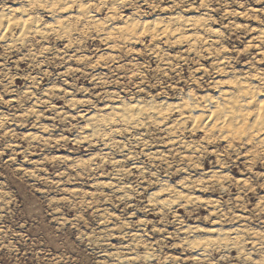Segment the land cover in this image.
I'll use <instances>...</instances> for the list:
<instances>
[{"label":"rangeland","instance_id":"obj_1","mask_svg":"<svg viewBox=\"0 0 264 264\" xmlns=\"http://www.w3.org/2000/svg\"><path fill=\"white\" fill-rule=\"evenodd\" d=\"M20 2L0 0V6ZM114 5L121 16L157 18L160 26L174 14L204 26L181 36L172 29L156 38L141 32L131 43L107 47L104 33L79 32L74 21L71 33L28 34L11 47L0 41V225L18 233L16 239L39 240L34 252L23 253L28 264L59 257L42 227L83 237L90 264H264L252 242L264 239L261 148L237 138L230 146L219 132L193 128L191 118L176 124V108L162 123L171 131L144 123L152 119L144 114L109 137L90 135L80 116L118 99L163 110L188 94L215 97L235 78L264 94L261 76L255 77L264 75V7L258 0ZM100 13L103 18L106 8ZM40 15L51 22L45 11ZM212 168L226 178L204 176ZM241 226L246 232L236 239L234 228ZM217 227L235 237L216 238Z\"/></svg>","mask_w":264,"mask_h":264},{"label":"bare ground","instance_id":"obj_2","mask_svg":"<svg viewBox=\"0 0 264 264\" xmlns=\"http://www.w3.org/2000/svg\"><path fill=\"white\" fill-rule=\"evenodd\" d=\"M118 2L119 0H23V3L20 2L19 6L17 5L16 7L0 6V41H2V44L11 47L15 40L24 39V36L26 37L28 34H38L43 37L45 34L50 33L49 31L48 33L43 31L50 29H53L54 33V30L58 32L61 29H63V33L70 32L68 31L70 29V24L72 25L75 21L77 23L76 29H79V32L97 31L98 34L96 35L98 37L104 33L105 35L101 37L107 42L106 46L116 47L120 43L125 44L133 42L141 35V32L150 33L152 38H156L158 35L166 32L167 29H172L174 32L179 31L173 34L181 36L186 32L185 30L187 28H191V26H196L197 23H200L198 18H192L191 16L185 18L180 14H174L166 18V25L160 26L161 21L157 18L146 20L140 19L141 17H139V19L133 18V16L129 15L121 16L118 7L114 5ZM106 3L112 4L109 6L105 5ZM33 5L42 6L33 7ZM90 6H93V9L90 8L89 10ZM103 7L106 8V14L102 18L99 17V14H101L100 9ZM39 11H45L49 14L51 22L47 23L49 20L41 22ZM172 24L175 26L172 27ZM16 26L20 27V29L19 34L15 37L13 30ZM200 26L203 27L204 24L202 25L200 23ZM43 33L45 34L42 35ZM188 35L190 36L191 34ZM27 37H29V35ZM71 38L72 37H70V39ZM70 39L68 38V44H71ZM258 73L260 74L255 77H264V75L261 74L262 72ZM237 80L238 78L226 81L228 87L221 89L215 97L208 93L199 95L198 97L188 94V96L183 97L181 101L164 103V105H167L165 106L167 108L163 110L157 108L158 104H152V102L146 104L140 99H136L134 102L118 99L106 103L98 110H96V108L93 110H86L82 112L80 116L86 117L88 121L86 127L89 129L90 135L108 136L107 134H111L110 136H112L111 132L116 131V126L123 125L125 127H134L144 114L147 116L152 114V117L156 116L158 113H163L168 118L170 112L177 109L179 116L175 119L176 124H182L185 120L191 118L193 120V128L203 130V134L205 135H207L209 130H211L212 133L219 132L218 136L222 137L230 146H235L233 145V140L236 141V138L241 141L239 142L241 145L244 143L249 144V142L253 146H256L258 143L261 145L264 143V127H262V125H264V94L258 89H256L255 92L252 91L250 89L251 85L245 79H242V81ZM161 126L170 131L173 129L170 128L172 126L168 127L166 124H162ZM230 146L228 148H230ZM204 173L206 177H214L215 181L226 178V174H223V172L219 169L217 170V168L216 170L212 168ZM176 193L179 195L181 194L180 196L182 197H192L187 194H182V192L178 190ZM188 199L194 200L195 197ZM234 229L237 234L236 239H238L239 233L246 232L243 226ZM190 230H192L191 227H184V231L187 232ZM214 231H216L218 235L216 238L228 239L231 237L228 235L229 231H225L221 227H217ZM254 234L255 233H251L252 236H254ZM260 241L259 243H256L255 240L252 242L260 248L262 253V256H260L264 261V239ZM198 244H201V242Z\"/></svg>","mask_w":264,"mask_h":264},{"label":"clouds","instance_id":"obj_3","mask_svg":"<svg viewBox=\"0 0 264 264\" xmlns=\"http://www.w3.org/2000/svg\"><path fill=\"white\" fill-rule=\"evenodd\" d=\"M258 2L261 3V7H264V0H258ZM41 6L42 5H33V7ZM259 87L264 89V77L261 78ZM151 115L152 114H149V116ZM165 120H167V116L163 113H158L156 116H152L151 120L146 117L144 123H154L158 125ZM262 127H264V125H262ZM256 147L261 148V153H264V146L258 143ZM5 203H11V201H5ZM41 231L45 243L59 252V257H53L51 261L33 259L31 264H90V261L83 257L82 249L80 248L83 237L78 240L73 238L75 236L74 232H69L66 237L64 235H58L50 229H44L43 227ZM9 233H11V235H9ZM17 235L18 233L14 232L12 228L0 225V264H28L29 257L23 253L26 250L34 252L39 244V240H33L31 243H28L27 236L16 239L15 237Z\"/></svg>","mask_w":264,"mask_h":264}]
</instances>
